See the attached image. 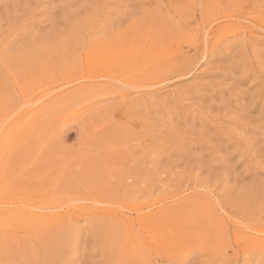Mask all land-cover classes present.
Instances as JSON below:
<instances>
[{
	"label": "rangeland",
	"instance_id": "374dc122",
	"mask_svg": "<svg viewBox=\"0 0 264 264\" xmlns=\"http://www.w3.org/2000/svg\"><path fill=\"white\" fill-rule=\"evenodd\" d=\"M12 123L0 264H264V0H0Z\"/></svg>",
	"mask_w": 264,
	"mask_h": 264
},
{
	"label": "bare ground",
	"instance_id": "6f19581e",
	"mask_svg": "<svg viewBox=\"0 0 264 264\" xmlns=\"http://www.w3.org/2000/svg\"><path fill=\"white\" fill-rule=\"evenodd\" d=\"M123 71V70H122ZM88 76V75H87ZM90 77V76H89ZM96 78V76L94 77ZM98 84L94 83V82H90L89 85H82V87H78L77 89L74 90V93L75 91H86V90H90L92 89L93 87H96ZM88 88V89H87ZM73 93V92H72ZM76 94V93H75ZM78 94V93H77ZM62 96V95H61ZM61 96H58L56 98H54V100L60 98ZM50 103L53 102V100H50L49 101ZM49 102H44L46 104H41L40 107H36L37 109H42L44 106L48 105ZM34 108V107H33ZM36 110V109H34ZM33 110V112H34ZM44 110V109H43ZM38 112V110H36ZM42 111V110H41ZM31 113V112H30ZM39 113V112H38ZM32 114V113H31ZM34 114V113H33ZM38 115V114H36ZM31 117V116H29ZM7 126V125H6ZM5 126V127H6ZM4 127V130L2 131V134H1V144L3 143L4 146H5V143H8L9 142V139L13 136V133L18 131L17 129H15V131H13L14 128H16L15 126V123H12L11 125L7 126L6 128ZM20 130V129H19ZM9 144V143H8ZM39 209L42 208V205H36ZM36 207V208H37ZM16 209V208H15ZM42 209H40L41 211ZM143 210V209H142ZM8 211V210H7ZM16 211V210H15ZM140 211V210H139ZM147 212V211H146ZM153 212V211H152ZM19 213V212H18ZM24 213L23 216H20L22 219H25L27 222L29 223H34L37 225H43L44 223L48 222V221H51L53 219H55L56 217H60L59 215L57 214H48V213H39V212H22ZM90 213V212H89ZM2 213H0L1 215ZM8 214V213H7ZM6 214V215H7ZM14 214H16L14 212ZM21 214V213H19ZM172 213H170V210H168L166 208V206L164 207H160L157 211H155L154 213L152 214H142V215H139L137 216L136 218V222L130 220V219H127L125 220L124 218L122 219V222L124 225H127V226H130V227H133L135 225H138L140 226V228L146 232V233H150L152 231L155 230V227H159V225L161 223H165L167 222V218L170 217ZM10 216V214H9ZM2 217V216H1ZM8 218V216H7ZM1 219V218H0ZM11 219V218H10ZM58 219V218H57ZM8 221V220H7ZM53 222V221H52ZM170 222V221H169ZM168 222V223H169ZM172 223V222H171ZM3 224V223H1ZM33 224V225H34ZM178 225V223H177ZM38 227V226H37ZM36 228V227H35ZM175 228V227H174ZM38 229V228H37ZM161 229V228H160ZM162 230V229H161ZM160 230V231H161ZM158 231V230H157ZM165 231V230H164ZM258 231H261V230H258ZM132 232V231H131ZM130 232V233H131ZM263 232V231H261ZM133 233V232H132ZM181 233V232H180ZM133 236V234H132ZM169 236V235H168ZM251 237H253V239L255 238V236L253 234H250ZM178 237V233H175L172 238H174L176 240V238ZM258 237V236H257ZM133 238V237H132ZM182 240L183 241H186V242H189L192 238L191 237H188V236H181ZM133 240V239H132ZM131 240V241H132ZM256 240H258V244L262 245L264 247V238H257ZM257 243V242H256ZM257 245V244H256ZM184 248V247H183Z\"/></svg>",
	"mask_w": 264,
	"mask_h": 264
}]
</instances>
